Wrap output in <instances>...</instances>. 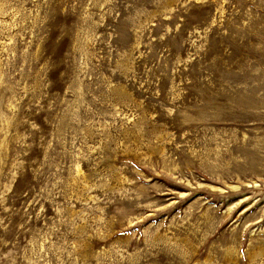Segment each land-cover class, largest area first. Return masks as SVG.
Wrapping results in <instances>:
<instances>
[{"label": "rangeland", "instance_id": "obj_1", "mask_svg": "<svg viewBox=\"0 0 264 264\" xmlns=\"http://www.w3.org/2000/svg\"><path fill=\"white\" fill-rule=\"evenodd\" d=\"M0 264H264V0H0Z\"/></svg>", "mask_w": 264, "mask_h": 264}, {"label": "bare ground", "instance_id": "obj_2", "mask_svg": "<svg viewBox=\"0 0 264 264\" xmlns=\"http://www.w3.org/2000/svg\"><path fill=\"white\" fill-rule=\"evenodd\" d=\"M4 76V75H3ZM6 76V75H5ZM5 80V79H4ZM258 252V251H257Z\"/></svg>", "mask_w": 264, "mask_h": 264}]
</instances>
